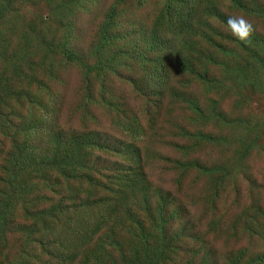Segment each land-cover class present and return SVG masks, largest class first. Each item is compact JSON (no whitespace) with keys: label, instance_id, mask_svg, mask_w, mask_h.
Segmentation results:
<instances>
[{"label":"trees","instance_id":"1","mask_svg":"<svg viewBox=\"0 0 264 264\" xmlns=\"http://www.w3.org/2000/svg\"><path fill=\"white\" fill-rule=\"evenodd\" d=\"M22 1L0 0V239L19 209L39 224L24 225L28 242L39 234L40 257L68 264H264V207L256 198L245 204L234 184L236 197L223 195L237 174L250 177L244 156L264 150V140L256 146L264 121L241 115L247 85L264 94V0H135L128 22L115 0L86 47L75 20L100 0H43L45 14L15 27ZM228 16L252 25L246 42L231 34ZM69 66L80 84L63 126ZM118 84L132 94H117ZM231 92L227 114L219 104ZM181 107L195 130L175 124ZM75 116L79 129L70 126ZM207 124L231 133L199 129ZM151 135L159 140L153 164L170 174V187L163 178L164 188L151 186L143 150ZM206 144L217 149L208 161ZM221 199L234 207L228 226L213 213ZM98 239L92 257L66 254Z\"/></svg>","mask_w":264,"mask_h":264},{"label":"rangeland","instance_id":"2","mask_svg":"<svg viewBox=\"0 0 264 264\" xmlns=\"http://www.w3.org/2000/svg\"><path fill=\"white\" fill-rule=\"evenodd\" d=\"M14 1H20V0H14ZM99 2H100L99 7L90 5L86 7L88 8V11L78 12L79 14L77 15V19L75 20L76 27H77L75 30V33H77V35L79 36V40L81 43L79 45L81 46L86 47V42L90 38L91 34H92V37L90 39L89 45L95 40V36L97 35L96 27L99 26V24L101 23L103 19L104 10L107 9L110 5H112L115 2V0H100ZM134 2L135 0H122L123 5L117 6L118 8H121L122 10L121 16L126 18L127 22H128V13L125 11L127 8H130V6L132 7ZM14 6H16L17 8H20L18 12V15L20 16L17 18L16 20L17 22L13 21V25L15 27H19L21 25L22 20L28 21L29 19L36 17V15L45 14L48 8L47 5L44 4L43 0H30V1L26 0L22 2H17L14 4ZM134 13L135 15H133L132 17H137L141 12L140 10H137ZM47 24H48L46 25L47 28H45L44 31L46 34H50L53 25L50 23H47ZM1 28L3 29L4 26L0 24V29ZM57 35H59V31H58V34H56V36ZM67 69H69L68 71L69 84L66 85L64 89L66 100L63 103L64 105L62 107V110L60 111L58 115L59 122L61 125L64 124L62 123V121L65 118V116H68L67 115L68 106L71 102L75 100L76 96H74V91H76V87H78L80 84L79 73L76 67L69 66L67 67ZM6 75H8V73H6ZM115 86H117V83H115ZM118 86H119V89L116 90L117 94H121V95L122 93L124 95L132 94L131 90L126 84L125 85L118 84ZM242 95L245 98L244 103L242 104L243 105L242 106L243 111H241L242 118L244 120L247 119L250 125H253V123H255L256 120H261L263 122L264 121V94L253 92L252 89L247 85L246 88L242 91ZM236 98H237V94H234V92H231L229 95H227L226 99L220 102L219 109L223 112L227 111V114H228L232 108V103ZM132 103L134 104L133 100H132ZM2 109L4 112H6L5 108L2 107ZM15 110L19 111L18 108H16ZM182 110L180 109L177 112V116H178L176 117L177 119L173 117L175 124L181 123L186 127V129L190 131L195 130V129H192L188 120L184 118L180 119V117L183 115L182 113H188L187 110H183V111ZM245 111H246V114H245ZM19 112L22 113L21 111ZM19 112H15V114L20 115ZM15 114L13 113L12 118L17 117L15 116ZM71 120H72V125L70 126H72V128L79 129V120L76 118V116L72 118ZM105 126H106V122L103 123V127ZM221 127L222 128L220 127L211 128V126L207 124L203 127H199V129L203 130L204 132H211V133H214L216 131L223 132L226 134L231 133V130L229 127H224V126H221ZM240 128L241 127L237 128L235 132L241 133ZM263 140H264V129H262L261 132L259 133V138L256 140L257 142L256 146L257 144L258 145L261 144ZM234 144H235V147L239 146V144H236L235 142ZM158 147H159V140L158 138L156 139V137H154L153 135L149 136V139L145 142V145L143 147V150H145V152L147 153V156L149 157L148 158L149 172L153 174L152 176L153 183L151 184V186H153L154 188H160V186L162 185V183L160 182V179L163 178L165 182V186L170 187L169 185L170 184L169 181L171 178L170 174L168 173L160 174L161 172L159 171V168L153 164L156 161V157L154 156V154L158 152ZM44 149H48V146H44ZM163 152H165V154L172 153L171 151H167L165 149H163ZM214 152H217V149L210 148L206 144V147H204V152H203V155H204L203 160L204 161L207 160L208 159L207 156H209V154H212ZM225 156H228L229 160L231 161L233 160V158L236 160L234 153H229V151L225 153ZM244 157L245 158L242 159L241 164L242 165H247V164L252 165V166L250 165V169L248 170L250 177H248L247 175L243 176L241 173L237 174V176L234 178V181L232 180L234 183L229 182L225 191L223 190V195L229 200L232 198H235L236 192L232 188V185L234 184L235 185L234 187L236 186L239 187L238 197L243 202H245V204L248 202L250 203L253 198H256L259 201V204H261V206L264 207V150L258 152V151H253V149H251ZM60 185L63 186V183L61 180H60ZM195 189L196 188H188L187 191L193 193ZM43 192L49 197V200L53 198V195L50 192L47 193L45 190ZM222 199L219 201V206L217 207L218 210H216V212H213V213L217 214L218 217H221V223L224 226H228L229 223L232 221V215H233L232 212L234 211V207L229 204H226L225 202L222 201ZM40 207H42V205ZM14 222L15 224L12 227H10L9 229L7 228L4 229V231L1 234L2 238L0 239V264H27L28 261L31 262L32 264H41L42 261H44L43 263L45 264H48V263L49 264H68L66 263V261L63 262L62 260H57V259L51 258L50 256L41 255L40 257V254L42 251H40L39 245L36 241L37 238L39 237V234L37 233L31 234L29 237L30 241L28 242V239H27L28 236L26 235V231L28 230L25 229V225H28L29 227H31L34 224H31L32 223L31 220H26V219L23 220L21 216V211L19 209L16 212V217H15ZM36 227H39V224L34 225V229H36ZM237 233L238 232L236 229L235 235H237ZM58 234L60 236L61 231L58 232ZM101 235H103L101 237L102 239L108 236L106 231L102 232ZM52 237L56 238V236H52ZM99 242L100 240L98 239V241L95 242L93 246H86L85 249L75 250L71 247L70 249H68V251L66 250V254H71V255L73 254L74 257L77 258V260L78 259L82 260L86 256L92 257L94 255L93 250H96V248H98ZM232 242L234 243L233 240ZM246 242H248L247 237L245 235L238 234V243L243 244ZM231 244H232L231 242L226 244V247H230ZM48 247L51 250L57 249V247L55 246H48V245L46 246V249ZM252 247L257 248L256 246H252ZM216 248L221 249L218 246H216ZM258 249H261V248H258ZM64 252L62 254V257H64L65 255ZM69 262L71 261L69 260Z\"/></svg>","mask_w":264,"mask_h":264},{"label":"clouds","instance_id":"3","mask_svg":"<svg viewBox=\"0 0 264 264\" xmlns=\"http://www.w3.org/2000/svg\"><path fill=\"white\" fill-rule=\"evenodd\" d=\"M225 23L227 24L231 34L242 42H246L250 33L253 31L252 25L242 16H228Z\"/></svg>","mask_w":264,"mask_h":264}]
</instances>
